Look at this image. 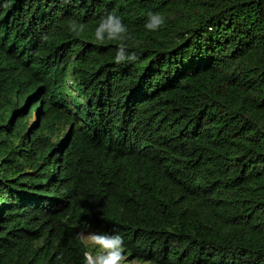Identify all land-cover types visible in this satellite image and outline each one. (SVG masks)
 <instances>
[{
	"label": "trees",
	"instance_id": "16d2710c",
	"mask_svg": "<svg viewBox=\"0 0 264 264\" xmlns=\"http://www.w3.org/2000/svg\"><path fill=\"white\" fill-rule=\"evenodd\" d=\"M86 229L264 264V0H0V264H84Z\"/></svg>",
	"mask_w": 264,
	"mask_h": 264
},
{
	"label": "clouds",
	"instance_id": "9594fccd",
	"mask_svg": "<svg viewBox=\"0 0 264 264\" xmlns=\"http://www.w3.org/2000/svg\"><path fill=\"white\" fill-rule=\"evenodd\" d=\"M73 23L72 30L76 31ZM164 23V19L160 14H148V22L145 27L151 31L159 29ZM80 31H83V25L80 26ZM127 29L123 25L119 17L109 14L107 17L101 20L99 26L95 30V38L98 41H103L105 34L109 40H115L121 38ZM47 39V37H45ZM136 59L135 54L131 56L125 55V46L121 44L116 53V63L119 64L126 60L134 61ZM115 231V229H114ZM78 239L85 243L87 250L84 251V264H125L126 257L124 253L126 251L124 246V240L121 235L115 237L108 234L96 235L90 234L85 237L82 234H78ZM132 264H136L135 261ZM143 264H151L150 261L143 262Z\"/></svg>",
	"mask_w": 264,
	"mask_h": 264
},
{
	"label": "rangeland",
	"instance_id": "374dc122",
	"mask_svg": "<svg viewBox=\"0 0 264 264\" xmlns=\"http://www.w3.org/2000/svg\"><path fill=\"white\" fill-rule=\"evenodd\" d=\"M70 87V90H72V92L74 93V90L71 88V86H69ZM81 234L83 235V236H85V237H87V236H89L90 234H95L92 230H90V229H86V230H84L83 232H81ZM125 264H132V262H126L125 261ZM136 264H141V263H138V262H136Z\"/></svg>",
	"mask_w": 264,
	"mask_h": 264
}]
</instances>
